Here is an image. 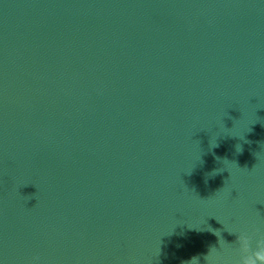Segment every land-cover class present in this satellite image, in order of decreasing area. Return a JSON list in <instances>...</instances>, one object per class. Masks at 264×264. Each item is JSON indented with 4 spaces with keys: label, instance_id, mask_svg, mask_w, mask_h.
Returning a JSON list of instances; mask_svg holds the SVG:
<instances>
[{
    "label": "water",
    "instance_id": "1",
    "mask_svg": "<svg viewBox=\"0 0 264 264\" xmlns=\"http://www.w3.org/2000/svg\"><path fill=\"white\" fill-rule=\"evenodd\" d=\"M253 229L264 0H0V264H235Z\"/></svg>",
    "mask_w": 264,
    "mask_h": 264
},
{
    "label": "clouds",
    "instance_id": "2",
    "mask_svg": "<svg viewBox=\"0 0 264 264\" xmlns=\"http://www.w3.org/2000/svg\"><path fill=\"white\" fill-rule=\"evenodd\" d=\"M237 150L239 151V146H237ZM215 231V235L218 237L220 236V233L218 230ZM236 244L231 245L235 251L239 254V259L235 261V264H248L249 257H250V248H249V242L252 239V237L255 235L258 237L257 239V245L259 249H264V232H261L258 229H253L250 232H236Z\"/></svg>",
    "mask_w": 264,
    "mask_h": 264
}]
</instances>
